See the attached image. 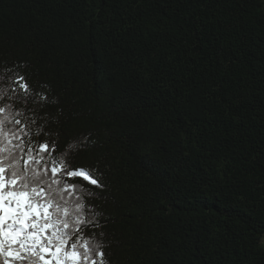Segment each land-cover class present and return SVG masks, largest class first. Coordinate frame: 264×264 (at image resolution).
<instances>
[{
  "label": "trees",
  "instance_id": "trees-1",
  "mask_svg": "<svg viewBox=\"0 0 264 264\" xmlns=\"http://www.w3.org/2000/svg\"><path fill=\"white\" fill-rule=\"evenodd\" d=\"M0 77L97 264H264V0H0Z\"/></svg>",
  "mask_w": 264,
  "mask_h": 264
},
{
  "label": "snow or ice",
  "instance_id": "snow-or-ice-1",
  "mask_svg": "<svg viewBox=\"0 0 264 264\" xmlns=\"http://www.w3.org/2000/svg\"><path fill=\"white\" fill-rule=\"evenodd\" d=\"M2 79V77H0ZM12 91H19L23 97L30 95V88L24 74L16 72L11 77ZM4 109L0 107V114ZM19 115V113H18ZM7 116L0 118V149L7 153L6 159H0V261L2 264H97L95 256L100 245L85 244L83 251L78 250L76 237L80 231L88 226L86 220L75 214L72 224L73 231L69 229L71 218L69 209L60 204H54V197L45 199L47 192L41 187L44 177L33 172L18 168L14 161L13 148L4 142L13 144L17 150L26 151L27 161L35 163L32 148H25L22 142L29 135L27 125L20 119L11 122L22 125L17 131L15 128L7 129L5 121ZM12 138H15L13 140ZM38 151H48L47 143H38ZM59 160H51V174H57ZM60 171H66L63 167ZM93 173L81 170L80 173L67 171L69 179L81 176L83 180L90 181L91 185L101 187L102 184L92 178ZM70 188L71 185H65ZM55 212L50 213V209ZM95 224V217H92ZM100 264H104V253L99 251Z\"/></svg>",
  "mask_w": 264,
  "mask_h": 264
},
{
  "label": "rangeland",
  "instance_id": "rangeland-1",
  "mask_svg": "<svg viewBox=\"0 0 264 264\" xmlns=\"http://www.w3.org/2000/svg\"><path fill=\"white\" fill-rule=\"evenodd\" d=\"M264 241V240H263Z\"/></svg>",
  "mask_w": 264,
  "mask_h": 264
}]
</instances>
